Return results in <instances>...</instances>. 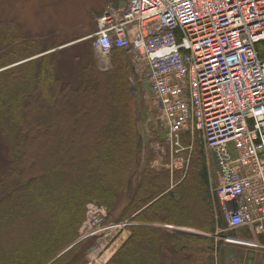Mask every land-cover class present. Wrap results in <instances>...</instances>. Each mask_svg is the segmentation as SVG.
<instances>
[{"label":"trees","instance_id":"1","mask_svg":"<svg viewBox=\"0 0 264 264\" xmlns=\"http://www.w3.org/2000/svg\"><path fill=\"white\" fill-rule=\"evenodd\" d=\"M19 45L27 49L11 55L9 44L0 42V48H7L0 54V67L48 51L30 42ZM86 49L87 63L80 68L75 87L55 75V52L0 72V135L12 139L15 150L9 169L0 176V188L9 182V193L1 196L0 192V238H6L7 231L20 232L14 241L0 239V264H45L73 243L50 264H87L90 238L75 241L85 206L95 202L108 213L113 210L138 161L137 141L125 106L129 53L112 49V69L99 73L91 60V43ZM256 49L264 59V42ZM100 84L103 95L96 92ZM83 103L93 104L91 132L74 130L69 142L63 125H56L58 117L65 118L64 123L80 121ZM50 135L55 149L34 156L35 163L27 155L29 147L41 140L50 146ZM195 137L199 145L188 181L183 180L175 192L168 191L167 171L156 172L149 162L144 165L120 214L121 220L139 224L129 227L131 235L107 264H206L212 260L215 244L211 237H189L151 225L185 226L208 234L225 228L221 216L216 217L218 207L208 189L202 144L198 134ZM72 145L83 153L78 156ZM65 208L71 216H65Z\"/></svg>","mask_w":264,"mask_h":264},{"label":"built area","instance_id":"2","mask_svg":"<svg viewBox=\"0 0 264 264\" xmlns=\"http://www.w3.org/2000/svg\"><path fill=\"white\" fill-rule=\"evenodd\" d=\"M88 39L101 70L112 49L146 70L171 171L185 163L182 135L198 134L205 165L215 168L209 187L223 231L263 235L264 59L256 48L264 42V0H118ZM104 211L87 205L80 240L127 225L103 223Z\"/></svg>","mask_w":264,"mask_h":264},{"label":"rangeland","instance_id":"3","mask_svg":"<svg viewBox=\"0 0 264 264\" xmlns=\"http://www.w3.org/2000/svg\"><path fill=\"white\" fill-rule=\"evenodd\" d=\"M109 2L110 0H0V36L4 34L5 31H9V34L0 37V42L9 44V51L12 50L11 55L13 53L16 55L20 53L21 50L24 52L27 49L26 46H20L19 44L28 42L48 49V51L39 55L0 67V72L17 64L35 59L40 55L55 52L56 54L53 59L55 62V75L62 78L64 82L75 87L79 83L78 72L80 68H83L87 63L85 52H87V46L90 45L88 37L96 30V19ZM6 49L0 48V54ZM97 59V55L92 51L91 60L95 63V68L99 73H106L112 69L111 53L109 56V65L105 71L99 68ZM126 60L128 65V103L126 105L125 101V106H128L127 112L130 115V124H132L137 141V149L139 150L138 161L128 176L126 188L115 208L108 213L103 206H100L105 210L106 217L103 219V223L118 225L126 222L127 225L123 227L118 226L104 234L89 237L90 239L88 238L89 240L86 243L87 250L85 252L87 264H93L94 261L100 264H107V261L113 253L116 252L131 235L129 227L139 224V222L127 219L121 220L120 214L130 201L144 165L149 162L150 168L154 171H167L169 175L168 191L175 192L176 187L180 183L182 184L183 180L184 182L187 180L191 163L194 161L196 146L199 145L195 136L189 138L182 137L180 141L181 148L183 149L181 155L185 163L181 169H172L171 171L169 168L171 150H169L166 140L164 139V127L159 110L149 90L146 70H137L134 68L131 54L126 56ZM96 92L103 95L105 91L102 84H100L99 87L97 86ZM83 105H85V107L83 106L85 109L80 113L82 117L79 118L80 121L78 122L75 118L71 122L64 123L62 121H64L65 118L58 117L56 125H63L64 133L69 137V142L73 141L71 136L74 130L87 133L91 132L90 123H92L93 104L83 103ZM64 124L68 126L66 127ZM67 128L69 129L68 131L65 130ZM53 139L54 137L50 135L48 139L52 140V142H49L50 146H48L46 142H43V140L32 144L27 152L28 157L33 159L36 155L43 156L44 154L46 155L52 152L53 149H55V141ZM72 148L74 153L78 156L83 153V150L76 145H72ZM14 154V141L0 135V176L4 171L9 169ZM35 168L36 171L39 169L38 163ZM206 170L208 174V189L210 191L209 183L211 185L214 184V165L210 164L208 168L206 167ZM5 182H7V180ZM5 182L3 184L5 189H3V187L0 188V192H2L1 196L9 193V182ZM15 201L17 204L20 203L18 197ZM87 205L85 206V218ZM65 216H71V212L68 211L67 208H65ZM151 225L189 237H211L215 244L214 253L219 246L223 247V245H230L233 247L231 256L236 257V261L234 263L232 262L233 264H245V261L242 260L245 254L243 248L248 247L246 245H251L250 243L243 242L240 238V233L245 236L246 233L248 234L249 231L246 229L242 232H237L238 234L236 233L233 235L234 237H227L220 234V236H223L222 240L218 238L220 236H217L215 233L208 234L197 228L167 225L164 223H152ZM170 227L172 228L170 229ZM172 229H179L182 230V232ZM217 229L219 230L221 228L218 227ZM7 232L5 233L6 238L1 236V240H9L10 238L14 241L16 237L20 236L19 231ZM215 235L217 237H215ZM79 237L80 232L78 230L75 241L78 240ZM239 241L243 243H239ZM73 244L69 245L65 250L71 248ZM60 255L61 254L58 253L45 264H50ZM241 255L242 257L240 259ZM245 257L248 260L252 256L247 252ZM206 264H213V261L212 263L209 261Z\"/></svg>","mask_w":264,"mask_h":264},{"label":"crops","instance_id":"4","mask_svg":"<svg viewBox=\"0 0 264 264\" xmlns=\"http://www.w3.org/2000/svg\"><path fill=\"white\" fill-rule=\"evenodd\" d=\"M111 2V0H110ZM101 14V13H99ZM222 231V232H219ZM242 232L244 231V229H240L238 231H223V229H217L215 231V234L218 236H220V234L227 236V237H234L233 235H235L237 232ZM238 234V233H237ZM215 235V237H217ZM223 236H220L218 238H222ZM240 238L242 239V241L247 242L248 244L250 243L251 245H246L248 247L243 248L244 250V256L242 258L243 261H245V264H264V234L260 235L258 237H253L249 232L248 234L246 233L245 235H242V233H240ZM254 242H256L254 244ZM240 243V242H239ZM256 244H258V246H256ZM233 249L232 246L230 245H223V247H220L215 251V253L213 254L211 263L213 261V264H233L236 261V257H232L231 256V250ZM249 252V255L252 256L250 257L248 260L245 257L246 253ZM242 255L240 256L241 259ZM233 262V263H232Z\"/></svg>","mask_w":264,"mask_h":264},{"label":"water","instance_id":"5","mask_svg":"<svg viewBox=\"0 0 264 264\" xmlns=\"http://www.w3.org/2000/svg\"><path fill=\"white\" fill-rule=\"evenodd\" d=\"M112 2L114 3V5H117V0H112ZM172 227H170L171 229ZM172 230H175V231H179V232H182V230H179V229H172ZM66 251V250H65ZM64 252V251H63ZM63 252H61L60 254H62Z\"/></svg>","mask_w":264,"mask_h":264},{"label":"bare ground","instance_id":"6","mask_svg":"<svg viewBox=\"0 0 264 264\" xmlns=\"http://www.w3.org/2000/svg\"><path fill=\"white\" fill-rule=\"evenodd\" d=\"M256 246H258V244H256Z\"/></svg>","mask_w":264,"mask_h":264}]
</instances>
